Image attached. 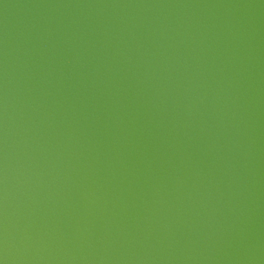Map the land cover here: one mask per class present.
I'll return each instance as SVG.
<instances>
[{
    "label": "water",
    "instance_id": "obj_1",
    "mask_svg": "<svg viewBox=\"0 0 264 264\" xmlns=\"http://www.w3.org/2000/svg\"><path fill=\"white\" fill-rule=\"evenodd\" d=\"M4 264H264V0H0Z\"/></svg>",
    "mask_w": 264,
    "mask_h": 264
},
{
    "label": "snow or ice",
    "instance_id": "obj_2",
    "mask_svg": "<svg viewBox=\"0 0 264 264\" xmlns=\"http://www.w3.org/2000/svg\"><path fill=\"white\" fill-rule=\"evenodd\" d=\"M0 264H3L2 260H0Z\"/></svg>",
    "mask_w": 264,
    "mask_h": 264
},
{
    "label": "clouds",
    "instance_id": "obj_3",
    "mask_svg": "<svg viewBox=\"0 0 264 264\" xmlns=\"http://www.w3.org/2000/svg\"><path fill=\"white\" fill-rule=\"evenodd\" d=\"M3 262V261H2ZM3 264H4V262H3Z\"/></svg>",
    "mask_w": 264,
    "mask_h": 264
}]
</instances>
